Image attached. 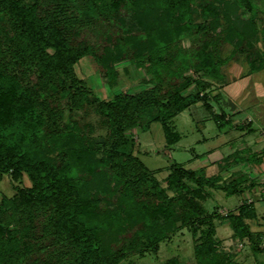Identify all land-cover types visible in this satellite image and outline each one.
<instances>
[{"label": "trees", "instance_id": "obj_1", "mask_svg": "<svg viewBox=\"0 0 264 264\" xmlns=\"http://www.w3.org/2000/svg\"><path fill=\"white\" fill-rule=\"evenodd\" d=\"M129 10L143 30L146 17L153 22L145 43L125 25ZM235 14L225 0H0V182L8 173L31 180L0 202V264H138L126 260L156 250L181 226L196 235L195 264H230L216 220L230 225L233 240L264 249L249 222L252 203L227 214L205 206L212 189L233 190L238 180L173 161L164 186L127 134L158 121L170 148L181 138L173 118L202 100L219 127L232 123L204 96V78L224 87V67L240 55L247 75L264 72L255 21L239 27ZM83 56L112 86L116 63L129 59L150 74L149 86L102 99L75 72ZM194 82L201 88L188 91ZM91 110L104 135L81 123ZM190 261L173 256L164 264Z\"/></svg>", "mask_w": 264, "mask_h": 264}, {"label": "rangeland", "instance_id": "obj_2", "mask_svg": "<svg viewBox=\"0 0 264 264\" xmlns=\"http://www.w3.org/2000/svg\"><path fill=\"white\" fill-rule=\"evenodd\" d=\"M18 1L32 2L34 0ZM225 1H228L229 8H231L232 12L236 13L235 15L239 18V27L245 26L249 19L255 21V25L259 30L257 45L261 49H264V0H249V8L242 6L240 1L238 3V0ZM234 1L238 4V8H235ZM122 17L125 19L126 26L129 25L133 27V30H135V33L139 37V41L141 43L144 41L145 43L148 38L146 34H149V31L151 33V28H153V22L149 20V17L144 19V22L148 25V30H143L144 28L136 24L135 16L132 11L123 12ZM180 37L182 46L186 50H189V39L183 35ZM231 48L232 46L230 44H226V54L230 52ZM91 60L89 56L80 58L75 64V72L79 77L84 79L92 91L102 99L111 98L120 90L135 92L149 86L147 80L150 74H147L144 68L137 66V64L129 59H124L116 63V67L120 73V79L118 83L113 86L102 77V73ZM190 62V59H188L189 64ZM184 70L186 73L198 78L197 74L189 66L185 67ZM224 71L229 82L237 77L242 79L249 71V63L243 55H240L238 59L231 60L224 67ZM263 74L264 72H260L257 74V76L260 77H254V79L255 81H258L256 79H261L259 82H263L264 86ZM204 80L206 83L208 82L204 88V96H207L208 99L211 100L215 111L221 112V108L219 107L220 102H217V100L221 98V82L208 77H205ZM254 85L252 80L249 87L253 86L254 88ZM200 88V85L194 82L189 87L188 91H196ZM222 92V99L228 100L229 95L225 91ZM216 97L218 98L216 99ZM204 102L205 100L199 101L173 118L172 125L180 132L181 138L170 148L167 147L162 124L158 121L153 122L147 130L135 128L127 132L128 135L135 139L134 154L139 156L146 163L164 186H167L165 177L169 174L170 164L173 161H177L186 167L199 168L201 165L200 163H203V159L197 157L198 154H207L209 150H213L216 151L215 155L217 156L226 155L230 153L229 148H231V146L238 148L244 142L243 138L247 135L246 130L235 128L229 124L222 130L218 129L211 112L205 108ZM235 108V106L231 107L228 102L224 106V110L229 115L233 112L231 115L233 117L232 122H245L248 118L253 119L252 128L255 129L253 134L259 133L256 132L260 130L259 127H264V118H258V110L252 108L249 104L245 105V108L240 107L241 109H237L236 111L232 110ZM81 123L83 125L89 124L92 126L94 137L106 133V128L102 125L103 122H101L100 117L93 110L90 111L85 122ZM30 185L31 180L26 174L18 179L13 178L9 173L5 174L0 182V202L4 198L13 197L19 188H26ZM246 193L247 191L227 193L225 190H214L213 197L207 199L204 203L209 211H212L217 205L225 209H233L244 199ZM257 203L259 205L258 212L263 216L264 201L257 200ZM262 222L263 221H261V223ZM263 227L264 224H260V228L262 229ZM217 230L219 236H222V234L227 235L230 231V227L223 225L217 220ZM194 236L196 235L192 233L188 226H181L178 230L168 233L160 240L156 250H148L141 254H134L126 261L133 260L138 264H164L168 258L178 256L182 261L191 259L189 264H195L194 244L197 239H195ZM222 245L223 250L228 251L232 257L230 264H264V249L255 252L249 242L229 240L225 244L222 243Z\"/></svg>", "mask_w": 264, "mask_h": 264}, {"label": "crops", "instance_id": "obj_3", "mask_svg": "<svg viewBox=\"0 0 264 264\" xmlns=\"http://www.w3.org/2000/svg\"><path fill=\"white\" fill-rule=\"evenodd\" d=\"M259 73L260 72L251 73L249 75H246L245 77H242V79L240 77H237L235 79L233 78L227 85L220 88L221 98L219 105L222 106L224 104L222 106L224 109V106L228 102L231 107H236L235 109H232L236 111L237 109H241L240 107L245 108V105L249 104L252 108L258 110V118H264L263 82H259L261 81V79H256L258 81H255L254 79V77H260L257 76V74ZM252 80L253 85L255 84L254 88L253 86L249 87V84H251ZM222 91H225L229 95L228 100L222 99ZM227 115V117L230 116L233 120V117L231 115H229L228 113ZM252 122L253 119L248 118L245 122L236 121L229 124L230 126H233L238 129H245L247 132V135L243 138L244 142L240 147L234 148L231 146V148H229L230 153L226 155L224 154L217 156L215 155L216 151L209 150L207 154H198L197 157H201L203 159V163H200L201 165L199 168H204L207 175L221 174L222 178L227 182L231 180L239 181L238 186L233 190L212 189V194L209 198L213 197L214 190H225L227 193H238L247 191L244 199L241 200L235 208L245 202H250L254 205L256 217L250 219L249 222L253 230L262 232L261 246L264 248V227L262 229L260 228V224H264V215L262 216L259 214V205L257 203V200L264 201V127H259L260 130L256 131L259 133L253 134V132H255V129L252 128ZM226 126H218V129L222 130ZM215 210H217L221 214H227L228 211L232 209H225L217 205L212 211ZM218 221L223 225L230 227V225L226 221ZM261 221L263 222L261 223ZM219 237L221 238L223 244L227 243L229 240H233L231 227L227 235L222 234V236Z\"/></svg>", "mask_w": 264, "mask_h": 264}]
</instances>
